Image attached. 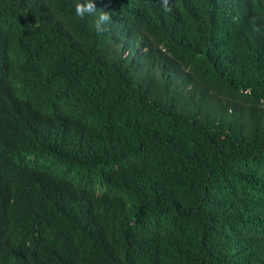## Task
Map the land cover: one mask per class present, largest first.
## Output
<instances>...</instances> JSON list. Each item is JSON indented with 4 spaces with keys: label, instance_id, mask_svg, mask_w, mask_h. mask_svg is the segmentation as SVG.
Masks as SVG:
<instances>
[{
    "label": "trees",
    "instance_id": "obj_1",
    "mask_svg": "<svg viewBox=\"0 0 264 264\" xmlns=\"http://www.w3.org/2000/svg\"><path fill=\"white\" fill-rule=\"evenodd\" d=\"M76 2L0 0V264H264V0Z\"/></svg>",
    "mask_w": 264,
    "mask_h": 264
},
{
    "label": "clouds",
    "instance_id": "obj_2",
    "mask_svg": "<svg viewBox=\"0 0 264 264\" xmlns=\"http://www.w3.org/2000/svg\"><path fill=\"white\" fill-rule=\"evenodd\" d=\"M165 11L167 8V0H164ZM74 15L80 19H83L86 15L92 16L93 19V27L97 34H101L107 30L106 26L110 22L111 17L108 11L97 10L95 7V0H77L74 6Z\"/></svg>",
    "mask_w": 264,
    "mask_h": 264
}]
</instances>
